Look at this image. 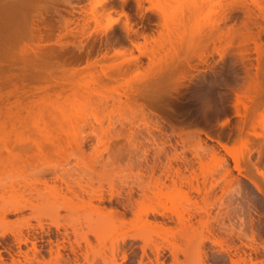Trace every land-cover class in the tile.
<instances>
[{
  "label": "rangeland",
  "instance_id": "374dc122",
  "mask_svg": "<svg viewBox=\"0 0 264 264\" xmlns=\"http://www.w3.org/2000/svg\"><path fill=\"white\" fill-rule=\"evenodd\" d=\"M53 1L18 0L24 20L31 19L39 8L42 14L49 11L43 18L52 27L53 36L34 43L45 50L65 47L66 54L37 62V75L42 78L35 74L33 81H25L24 90L30 94L23 100L27 108L19 111L14 125L0 127V194H6L5 201L0 200V252L4 261L10 263L12 256L23 259L11 230L28 220L37 226V219L30 216L40 214L54 239L67 233L69 240L76 247L80 243L84 250L86 236L95 246L90 255L94 264H264V0H258L259 4L255 0H137L139 6L136 0H71L72 5L65 0ZM228 4L237 7L231 10ZM93 5L101 16L97 12V25L91 21L85 28L88 35H63L60 42L54 38L78 29L86 18L81 10ZM124 12L130 16L135 34L128 33ZM223 16L228 19L219 23ZM66 19L72 20L68 26ZM234 27L237 35L232 41L230 36L218 39L221 43L209 39L216 31L228 32ZM144 33L153 34L156 40L145 42ZM80 41L84 42L81 50L77 48ZM137 45L148 53L154 51L153 55L141 54ZM117 51L119 54H114ZM169 69L171 72H166ZM44 85L51 86L40 93L36 88ZM242 94L258 100L263 97L256 108L254 102L247 101L252 117L237 105ZM16 100L11 98L9 105ZM77 142L83 143V152L76 149ZM219 143L228 145L231 152ZM24 146H32L29 153L23 151ZM162 147L167 151H161ZM177 155L179 159L172 158L168 169L174 173L180 168L186 180L197 175L200 193L192 178L190 185L170 186L171 191L164 188L169 196L161 197L162 205L156 196L151 204L167 210L166 216L144 217L152 220V226L170 218L167 226L172 231H150L151 226L147 231L144 225L148 223L136 220L129 202L139 198L142 187L149 185V167L154 161L155 175H163L167 157ZM236 161L241 171L235 169ZM53 173L69 179L77 191L91 188L88 185L92 183L96 190L102 184L106 199L112 192L118 195L113 194L116 197L104 201L102 207L121 209L124 204V220L130 223H92L96 213L85 215L78 203L70 213L65 198L59 195L54 199L46 186L37 182ZM166 182L171 183L170 179ZM57 183L61 185V181ZM130 192L133 200L129 199ZM39 193L49 195V199H37ZM19 199L39 208L5 218L1 207ZM93 203L102 204L97 200ZM151 204L145 202L141 208ZM55 207L58 214L49 216L47 211ZM175 215L183 217L182 223L187 220L186 226H181ZM52 222L60 225L58 231ZM25 227V234L30 231L39 236ZM125 235L138 237H126L122 243ZM64 243L70 246L68 241ZM117 243L126 250V260L122 251L113 258ZM30 248L31 243L22 245L23 251ZM48 249L44 242L39 260L43 254L45 260L50 258ZM63 253L73 256L69 249ZM82 259L81 264H89Z\"/></svg>",
  "mask_w": 264,
  "mask_h": 264
},
{
  "label": "bare ground",
  "instance_id": "6f19581e",
  "mask_svg": "<svg viewBox=\"0 0 264 264\" xmlns=\"http://www.w3.org/2000/svg\"><path fill=\"white\" fill-rule=\"evenodd\" d=\"M102 1H107V0H102ZM126 1L127 0H122V3L126 2ZM257 1L258 0H255V2L259 4L260 2L259 1L257 2ZM53 2L55 3V0ZM65 2L67 4H69V5H72V1L71 0H65ZM101 3H103V2H101ZM137 4H138L137 6H139L138 1H137ZM8 5H11L10 6L11 8ZM19 5H21V4H20V2L18 3V0H0V16H1V18H0V127H2V128H4V126H6L8 123L11 124V125H14L15 119L18 120L19 111L21 109H24V108L26 109L27 108V106H26L27 104L26 103L23 104V100H26L30 96V94L28 93V91L24 90V87L26 85L25 81L29 80V79H31V78H33V77H35L37 75L38 71L35 68V65L37 64V62L41 61V60H45V59L50 58V57H55V58L56 57L57 58L58 57H64L65 54H66L65 53L66 50L65 51L63 50L65 47H63V49L61 48L59 50L55 49L53 47H51L50 49L45 50V48L41 47L40 44L34 43V41L35 42L36 41L39 42V41L43 40L44 38H51L53 36L52 27L50 26V24H45V22H44V18H45L44 16H46L45 13L48 10L47 11L45 10L46 12L44 11V14H42V12H41L42 10L40 11L39 10L40 8L39 9L37 8L40 12L36 9L37 11L35 12V15L33 17H30L31 19L27 20L25 18L26 20H24V18L20 17ZM97 5H99V4L97 3ZM230 6L231 5H229V7ZM233 6L237 7L235 5H233ZM233 6H231V8H229V9L232 10ZM260 6H262V5H260ZM41 9H43V8H41ZM56 9L57 8L54 7V10H56ZM225 9L227 10L228 8H225ZM57 11L59 12V10H57ZM48 12H47V14H48ZM97 12H96V6L95 5L91 6L90 9H88V10H84V9L81 10V13L84 14L83 16H85L86 18L83 20L82 23H80V27L78 29L76 28V29L68 30L69 32L67 31V33H65V34H60L59 33L54 38L56 40H58L63 35L64 36L65 35H69V34L70 35H75L76 32L77 33L78 32L81 33V35H85V34L88 35V33L85 31V28H87V26L89 25V23L91 21L95 22V25H97L96 23L98 22L99 15L101 16V14H99V12H98L99 15H97ZM123 14L127 18V20H126V29H127L128 33L130 35L131 34H135L136 29L134 28V25L131 24L132 21L131 22L129 21V19H130L129 18L130 17L129 14H127L125 12ZM227 19L228 18L223 16V17H221L219 23L220 22H224L225 23V20H227ZM40 22H43L44 24L43 23L42 24L45 25V26L40 25ZM71 22H72V20H70V19H66L65 20V23H66L67 26ZM47 25H49V27ZM45 27H48V28L46 29ZM43 28L45 29V31H44ZM214 34H213V36H210L211 38H209L211 41H214V40L219 41L218 39H220V41H221V38H224V40H225L229 36L231 37V39L230 38H228V39H230L232 41V38L234 39L235 35H237V31H236V29L234 27V29L230 28L228 32H224V31L222 32L220 30L218 33H216V36H214ZM90 35H91V32H90ZM151 36H148V34L144 33L143 34V38H144L145 42H150V41L154 42L156 40L154 37H151ZM212 37H216V39L215 38L212 39ZM133 38H134V36L132 37V42L134 43L135 39H133ZM25 40L27 41V43H26ZM231 41H230V43H231ZM16 43H19V44L21 43V44L17 45ZM56 43H58V42L56 41ZM59 44H57V45H59ZM73 44H75V43H73ZM79 44H76V45H79V46H77V48L79 47V50H81V48L84 46L83 45L84 42L82 44V42L80 41ZM137 47H138L137 49L140 50L141 54H145V55L149 56L150 54L153 55V53H154V51H152V53H148V51H143L142 47L140 45H137ZM216 51H217V48H216ZM114 54L117 55V54H119V52L117 51ZM151 55L149 57H151ZM220 55L222 56L221 52H220ZM133 60H135V59H133ZM136 61H137V58H136ZM13 70H17V71L13 72ZM44 70L45 69H43V72H44ZM163 70H166V68L163 69ZM167 70H168V68H167ZM45 72H46V70H45ZM166 72L170 73L171 71L169 69V71H166ZM37 76H39V78L37 77V79H41L42 78L40 75H37ZM33 80H34V78L31 79V81H33ZM54 84H56V83L54 82ZM57 84L59 86H62V85H60L61 81L60 82L57 81ZM51 85H49V87L47 85H44V86H42L43 88L40 86L41 89L40 88H36V89L38 91L43 89L44 91L42 90L41 92H45L47 89L50 88ZM13 97L15 98V100L16 99L17 100L15 101V103H13V105L11 103H10L11 105H9V100L11 98H13ZM262 98L263 97H261L260 99L262 100ZM260 99L259 100L258 99H252V97H250L249 95L242 94V95H239V97L237 98V105L242 106L244 108V111L246 110V111L250 112L251 117H252L253 111L251 110V107L248 104V102L249 101L254 102L255 108H256V106L260 105L259 104L261 102ZM32 103H33V101H32ZM246 114H247V112H246ZM261 125H264V119L261 121ZM207 137L209 139H211V137H209L208 135H207ZM50 142H51V145L53 146V148L56 149L57 145H56L55 141L52 140ZM219 144L223 147L224 150H226L227 152L228 151L231 152L230 147L228 145L223 144V143H219ZM35 147L38 150H41V148H42V146L40 144H38V143L35 144ZM22 148H23V151L25 153H29L31 148H32V146H24ZM164 148L162 147L161 151H163ZM76 149L79 152H83V143L82 142H77ZM161 151H159V152L161 153ZM164 151H167V150L164 149ZM213 152H214V150H212V154L215 155V152L214 153ZM158 155H160V154H158ZM167 156H169V155H167ZM177 157H178V155H177ZM177 157L176 156L175 157H173V156L172 157H167V159H168L167 162L168 163H165V165L168 164V166L166 165L165 167H162L160 165L164 169L162 170L163 175L161 174L159 176L155 175V168H157L156 167L157 161H156V163L154 161V163L151 164V167H149L151 169L150 176H151V178L153 180L150 179L152 182L150 181V182H148L149 185H147V184L145 185V187L146 186L148 187V190H146L147 188L142 187V188H144V191L142 192V190H141V193L139 194L140 197L137 198V199L134 198V200H133V196H132L133 194H131V192H130V194H128L129 199L133 200V202L132 201L129 202L130 206L129 205L128 206L131 207L130 209H131L132 213L134 212L133 215L136 217L137 221L143 220V222H145L144 220H146V219L148 220V218H146L144 216H149V215H153L154 217L155 216L157 217V215H159L161 217H165L166 214H167V210L163 209L164 211H162L158 207H156V206L154 207L151 204V202L152 201L155 202L154 198H156V197H158V199L156 198L157 199L156 201H159V199L162 196L168 197L169 196V192L167 193V192L163 191L166 188L168 189V191H171L170 188H169L170 186H172L174 188H177L178 186H182L186 182L189 183V181H191L190 179L192 178V175H191V177H189L188 180H186L185 177L180 175V173H182V172H180V168H178V169L175 168L174 169V173H171V171L168 169V168H170L169 166L172 167V160H173L172 158H175V160H178L179 157L178 158ZM235 169H237V171H241L240 166H239L237 161H236ZM191 173H194V172H191ZM243 176L247 177L246 175H243ZM196 177H197V175L194 178H192V179H194L193 181H195V183L193 181H191V182L194 183L195 189L197 190L196 186L199 187V184L198 185L196 184V182H198ZM167 179H170V181H171L170 184L169 183L167 184V182H166ZM37 180H38L37 182L43 183L46 186L47 190L50 192V194L52 195L53 198L56 197V196L57 197L62 196L61 198H65L66 200L64 199L63 201H68L67 202L68 204L66 205V208H67V211L68 210L70 211V213H71L72 210L75 209V203H78V204H80V207L83 209V210L81 209V211L85 210L84 211L85 215L87 213H89V212L90 213H96L97 217H96V219L94 218L95 220L92 221V223L94 222V223H99L101 225H109V224L114 223L116 221L117 222L121 221L122 224L125 225V223H126L125 221H127V220H124V219L127 218V216L124 218V216L127 215L126 212H125L127 210L126 209H125V211L122 210L124 204L122 205V203H121V205H122L121 209H119L120 207L119 208L118 207H114V205H112L113 207H111V205L107 206L108 208L102 207V205L104 204L103 203L104 201H107L109 199L112 200V197L118 196V195L114 194V192H112V193L109 194L110 196L108 195L109 199H106L107 198L106 197L107 195H105L106 190L104 191V187H103L102 184H100L101 186L99 185V187H101V189L97 190L99 187H96L97 189L95 190V187H94L95 185H93V183L88 185L89 184V180H88V183L86 182L87 181L86 180L85 182L88 185V187H91V185H92V187H94V188L91 187V188L87 189L85 187H80L79 188L80 190L77 191V189H74L75 187H73L74 184H72V182H69V179L67 181L65 178L59 176L56 173H53V175L50 178H48V179H44V180L37 179ZM57 181L58 182L61 181V183H60L61 185H59L57 183ZM62 183H63V186H62ZM188 183H186V184H188ZM109 184H112V183H109ZM254 184H255V181H254ZM189 185H190V183H189ZM12 186H13V184L11 185V187ZM188 186H186V187L189 188L190 186L189 187ZM112 187L113 186L110 187V190H112ZM256 188H259V186L256 187ZM157 189L159 190V194H158V190ZM181 189H183V188H181ZM189 189L192 190V188H189ZM199 189L196 192H198ZM147 192H150V194L147 193ZM183 192L185 193V190H183ZM199 193H200V191H199ZM113 194L116 195V196H114ZM5 195H6L5 193L0 194V200L5 201V199H6ZM38 195H39V197H37V199L38 198H42V197H46V198L49 199V195H47V194L44 196L43 194L39 193ZM128 196H126V197L128 198ZM57 197H56V199H57ZM22 199L16 200V203H10L9 207H1V209H2L1 212L4 215L5 218H6V216L8 214L20 213L23 210L29 209V208L33 209V210L34 209L37 210L39 208L38 204H34V203H31L30 201H28L26 199H24V200H22ZM162 199L163 198L160 199L161 202L160 201L157 202V203H159V205H162V203H163ZM94 200L102 202L101 206L100 205H96L97 204L96 202H95L96 204H94L93 203ZM111 200H109V202H111ZM145 202H148V206H149V202H150L151 207L141 208L142 204H144ZM56 203H54L53 206H56V207L60 208L59 204H56ZM5 204H7V203H4L3 205H5ZM119 205H120V203H119ZM56 207L54 208V210L52 209L50 212L47 209L48 210L47 212L49 213V216L58 214V210L59 209L57 208L58 209L57 210ZM129 207H128V209H129ZM70 215L71 214H69V216ZM89 215H91V214H89ZM190 216L192 218V215H190ZM30 217L31 218L33 217V218L37 219V221H38L37 226L30 225L31 223L29 222V220L26 221V223H25L24 221L27 218H25V220L23 221L25 223V225H23V226L24 227L27 226L29 229L32 228V230H34L35 233H37V232L39 233V236H36L35 234L31 235L30 231H28L29 233L25 234L22 224H20L22 227L19 226L20 228L11 230V233L14 236V240L16 241V243L18 245V252L17 253H18L19 256H22L23 259H20V258L16 259L14 256H12L11 257V262L7 263V262L4 261L3 255L0 252V260H1L2 264H73V263L74 264H81V258H83L82 260H85L89 264H94L95 263L93 260H91L93 262L90 261V255L94 251V247L95 246H93L91 241L88 238H86V236H85V239H84L85 240V247H84V250H82V249L79 248L81 246L80 243H78V247H76L73 244V242H71L69 240V235L67 233H64L62 235V237H61L62 240L58 236H55L56 239H54L53 238V233H52L50 227H48L47 229L45 228V226H44V224L42 222L40 214L32 215ZM175 217H177V219H178L177 222H179V224L181 226H184L182 224L187 222V220H186L185 222L183 221L184 223H182L181 219L183 220V217H181V216H178V215L176 216L175 215ZM167 218H169L168 215H167L166 219ZM169 219H167V222H168ZM147 220H146V223H148V224L144 225L147 231H149L150 229H151L150 231L156 229V231L159 232V233L160 232H168V231L170 232V231H172V227L167 226L169 224L167 222H165V220L164 221L163 220L162 221L158 220L157 222H159V223L156 224V226H152L153 225L152 220H150L151 223L149 221H147ZM171 220H172V217H171ZM172 221L175 222L176 219L175 220L173 219ZM127 222L130 223V221H127ZM153 222H155V221H153ZM51 224L56 226V227L55 226L54 227L57 229V231L59 230V226L60 225H58L55 222H52ZM150 226L152 228H149V230H148L147 228L150 227ZM185 226H186V223H185ZM34 231H33V233H34ZM72 233H74L76 235L77 231L75 233V228H74V231H72ZM1 236H5V233H2ZM46 236H47V238H45ZM126 237L127 238L129 237V238H135L136 239L138 236L137 235H129V236L125 235L121 239L122 243L126 241ZM67 241L70 243L69 247L66 246L65 243H64V242H67ZM44 242L48 243V247H49L48 251L50 252L49 253L50 258L48 260H45V257L43 256L44 255L43 254V255H41L43 257V260H39L38 259V256H39L38 254L42 253L41 251L44 249ZM121 242H120V244H121ZM28 243H31V248L29 250L32 252V256L29 255V250L28 251H23L22 250V245L25 244L27 246ZM120 244L117 243L115 245V247L113 249V255H114L113 258L116 259V257H117L116 255L120 251H122L123 252L122 259L126 260L127 259L126 250L121 249L123 247H121L122 244L121 245ZM143 248L145 249L144 246H142V250H143ZM65 249L66 250L69 249L70 250V254H72L73 256L70 257L68 255V257H65V255L63 253V250H65ZM159 249H156V252ZM143 251H144L143 253H146L145 252L146 250H143ZM157 253L161 254L159 252H157ZM157 253H156V255H157ZM158 258H159V256H158ZM140 264H142L141 261H140Z\"/></svg>",
  "mask_w": 264,
  "mask_h": 264
}]
</instances>
